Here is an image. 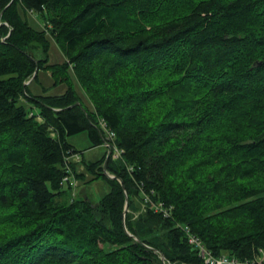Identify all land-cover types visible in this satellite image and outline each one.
Here are the masks:
<instances>
[{
  "label": "trees",
  "instance_id": "trees-1",
  "mask_svg": "<svg viewBox=\"0 0 264 264\" xmlns=\"http://www.w3.org/2000/svg\"><path fill=\"white\" fill-rule=\"evenodd\" d=\"M0 22V264H205L184 227L214 255L261 256L264 0H0ZM100 119L115 178L67 141L103 143ZM79 163L110 185L97 201L60 198Z\"/></svg>",
  "mask_w": 264,
  "mask_h": 264
},
{
  "label": "rangeland",
  "instance_id": "rangeland-1",
  "mask_svg": "<svg viewBox=\"0 0 264 264\" xmlns=\"http://www.w3.org/2000/svg\"><path fill=\"white\" fill-rule=\"evenodd\" d=\"M25 19L36 28H46L45 24L37 18V15L34 14V12L27 11L25 13ZM48 55L49 63L62 62L64 59L63 55L52 40L50 43ZM38 75L41 85L50 87V85L52 84L50 72H44L42 70L39 72ZM64 89L65 86L61 84L55 87H50L48 90L51 93H59L62 92ZM67 141L72 144L77 150L80 151L81 155H83L84 161L86 162L96 161L106 155L107 152V147L104 146L103 143L99 145H94L93 142L88 138L86 132H80L70 135L67 137ZM73 173L76 181V187H68L67 184L63 185L64 192L61 194L60 198L64 201H68L73 196L77 198L80 195H87L88 198L94 202L101 198L103 195H105L110 189V185L107 179L105 178L107 177L106 175L103 174L105 177L97 176L93 179V175L91 173L86 172L85 166L80 163L74 165ZM79 173H83V178H80L82 174ZM139 206L142 205L140 204ZM130 212L131 214L134 213L132 210Z\"/></svg>",
  "mask_w": 264,
  "mask_h": 264
},
{
  "label": "built area",
  "instance_id": "built-area-1",
  "mask_svg": "<svg viewBox=\"0 0 264 264\" xmlns=\"http://www.w3.org/2000/svg\"><path fill=\"white\" fill-rule=\"evenodd\" d=\"M99 125L102 130L105 132V140L103 145L107 148H110V153H112L113 158H119L123 153V149L118 148L114 143L115 133L112 131L106 124L105 120L100 119ZM81 156L79 153H71L70 156L66 157L67 161L79 162ZM64 182L68 181L69 184L73 187H76L75 178L72 176H65L63 179ZM147 204L151 206V208L156 211L162 213L163 216H169L170 212L166 208L163 207V203L161 201L152 202L151 198L148 195L144 196L142 201V209H144ZM187 231L188 242L191 244L193 249L196 250L197 255L204 261L205 264H264V251L261 256L257 258V260H240L236 257L229 256L227 254L214 255L210 250H208L202 241L194 234L190 233L187 227H184Z\"/></svg>",
  "mask_w": 264,
  "mask_h": 264
},
{
  "label": "water",
  "instance_id": "water-1",
  "mask_svg": "<svg viewBox=\"0 0 264 264\" xmlns=\"http://www.w3.org/2000/svg\"><path fill=\"white\" fill-rule=\"evenodd\" d=\"M37 71H38V67L35 68V71H34L33 76L37 73ZM31 79H32V78H31ZM31 79H30L29 81H27V83H29V82L31 81ZM74 104L81 105L79 101L75 102ZM81 107H82V106H81ZM82 108H83V107H82ZM83 109H84V108H83ZM109 156H110V148H107L106 156H105V159H104V162H103V173H104V175H106V176L109 177V178H115V175L108 173L107 170H106V163H107V160H108ZM117 179L120 181L121 186L124 188V185H123L121 179H120V178H117ZM127 200H128V196H127V194L125 193V206H124V210H123L124 213H125V212L127 211V209H128ZM125 229H126V228H125ZM127 234H128L129 236H133V235L130 234L128 231H127ZM134 237H135V236H134ZM135 239L138 240V237H135Z\"/></svg>",
  "mask_w": 264,
  "mask_h": 264
},
{
  "label": "crops",
  "instance_id": "crops-1",
  "mask_svg": "<svg viewBox=\"0 0 264 264\" xmlns=\"http://www.w3.org/2000/svg\"><path fill=\"white\" fill-rule=\"evenodd\" d=\"M83 157V155H81Z\"/></svg>",
  "mask_w": 264,
  "mask_h": 264
}]
</instances>
